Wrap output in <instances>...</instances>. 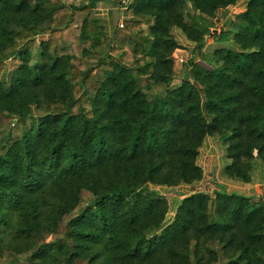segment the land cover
Wrapping results in <instances>:
<instances>
[{"label": "trees", "instance_id": "16d2710c", "mask_svg": "<svg viewBox=\"0 0 264 264\" xmlns=\"http://www.w3.org/2000/svg\"><path fill=\"white\" fill-rule=\"evenodd\" d=\"M236 3L0 0V264H264V0ZM211 137L261 192L172 204Z\"/></svg>", "mask_w": 264, "mask_h": 264}, {"label": "rangeland", "instance_id": "374dc122", "mask_svg": "<svg viewBox=\"0 0 264 264\" xmlns=\"http://www.w3.org/2000/svg\"><path fill=\"white\" fill-rule=\"evenodd\" d=\"M66 1L70 2L71 0H66ZM114 9L115 8H113V6L108 3H101L99 5V14H100L99 16L101 20L102 21L109 20V22L111 21V22L116 23L117 17H118L117 15L119 12L117 10L114 11ZM239 11H241V9L239 7H236L231 11V13L234 12L236 14V12H239ZM112 13L115 15L112 16ZM222 23H223V20L220 22L219 25H221ZM217 45L218 44H216V42H213L212 40H210V42L204 49V52L207 58H209V55L217 47ZM189 48H190L189 46L187 47L183 45L181 47L182 50H180L176 55H174V60L176 64L175 66H176L177 71L180 74L182 71L181 70L182 65L186 63V61L192 56L193 51ZM180 58H183V61H181ZM180 78L181 76L179 75V77L177 78L175 82L178 83L180 81ZM163 89H164L163 87L159 86L155 90L160 91ZM22 123H23L22 121L13 123L12 131L14 134L20 135L21 132H19V130L17 129V126L19 125L22 126ZM209 142H210V146L206 150V152H204V158L201 163L205 169V174H206L205 178L199 184L192 186V188H189L191 192L192 191L194 192L195 190H208L209 192L212 193L214 189L217 187V182H228L227 184H228L229 190H234V189L239 190V191L241 190L243 192L245 191L246 193L261 192V187L259 186H256L252 189L250 183L226 180L225 178H223L221 174L223 165L222 163L219 164V160L224 155V152H225L224 146L220 143V141H218L216 137L209 138ZM255 177H256L255 182L258 183L260 181L259 180L260 178H258L257 176ZM190 191L186 192V190L182 188H178V187L168 188L165 191L162 190V192L168 197L169 201L172 204H175V202L179 200L180 198H182L184 195L191 193Z\"/></svg>", "mask_w": 264, "mask_h": 264}, {"label": "crops", "instance_id": "0c3cea01", "mask_svg": "<svg viewBox=\"0 0 264 264\" xmlns=\"http://www.w3.org/2000/svg\"><path fill=\"white\" fill-rule=\"evenodd\" d=\"M246 1L247 0H238V3H236L235 5H233V6H231V7H229V8H221V9H219L218 10V15H219V17H220V22L223 20V23L220 25V26H223V24H225L226 23V21L228 20V19H233V20H235V18H236V14L238 13V12H236V14L233 12V13H231V11L234 9V8H236V7H239L241 10L242 9H244V7H245V3H246ZM231 10V11H230ZM240 12V11H239ZM219 30L220 29H218L217 31H214V32H219ZM176 33V38H177V40L179 41V43H180V45L181 46H189L190 47V45H189V41H188V39H187V37L185 36V34L182 32V31H180V30H178V31H176L175 32ZM189 49H191V48H189ZM180 50H182L181 48H179L178 49V51H176V53H175V55L180 51ZM209 146H210V142H209V139H207V141L205 142V144H204V146H203V148H202V150H201V154H200V157H199V163L201 164L202 163V160H203V158H204V152H206V150L209 148ZM219 164H220V161H219ZM202 165V164H201ZM258 178H260L259 180V182L257 183V182H255V178H254V182H252V183H250L251 184V187H252V189L254 188V187H256V186H259V187H261V180H262V178H263V176L262 175H256ZM260 176V177H259ZM223 184H225L227 187H228V182H222ZM199 184V183H198ZM194 185H197V183H195V184H192V185H182V186H180V188H182V189H184V190H186V192H189L190 191V189L189 188H192V186H194ZM229 189V188H228ZM241 191V190H240ZM191 192V191H190ZM193 192V191H192ZM191 192V193H192ZM241 192H243V191H241ZM244 193H246L245 191H244ZM190 194V193H189ZM246 194H251V192L250 193H246ZM173 215V214H172Z\"/></svg>", "mask_w": 264, "mask_h": 264}, {"label": "built area", "instance_id": "2783aa9c", "mask_svg": "<svg viewBox=\"0 0 264 264\" xmlns=\"http://www.w3.org/2000/svg\"><path fill=\"white\" fill-rule=\"evenodd\" d=\"M181 61H183V58H180Z\"/></svg>", "mask_w": 264, "mask_h": 264}, {"label": "water", "instance_id": "95a60500", "mask_svg": "<svg viewBox=\"0 0 264 264\" xmlns=\"http://www.w3.org/2000/svg\"><path fill=\"white\" fill-rule=\"evenodd\" d=\"M215 31H217V30H215Z\"/></svg>", "mask_w": 264, "mask_h": 264}]
</instances>
